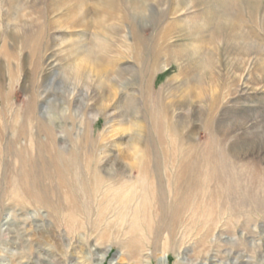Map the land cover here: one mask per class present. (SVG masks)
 Listing matches in <instances>:
<instances>
[{
  "label": "rangeland",
  "instance_id": "374dc122",
  "mask_svg": "<svg viewBox=\"0 0 264 264\" xmlns=\"http://www.w3.org/2000/svg\"><path fill=\"white\" fill-rule=\"evenodd\" d=\"M110 3L0 0V264H264V0Z\"/></svg>",
  "mask_w": 264,
  "mask_h": 264
},
{
  "label": "bare ground",
  "instance_id": "6f19581e",
  "mask_svg": "<svg viewBox=\"0 0 264 264\" xmlns=\"http://www.w3.org/2000/svg\"><path fill=\"white\" fill-rule=\"evenodd\" d=\"M106 1V4H111V0H105ZM253 1L254 0H246V3H247V11H248V14H253L255 15V8L253 6ZM245 5V4H244ZM241 6L242 10H244L243 6ZM110 13V12H109ZM242 37H245L244 35L241 34ZM90 53V54H89ZM89 53H87L86 57L88 59V62L90 65V67H87L86 69H88L87 72H84V70H81L83 68H81V65L80 67L78 68H75V71L72 73V76H74V78L76 80L79 81H82V80H87V77H93V76H97V78H107L108 77V73H109V67H110V63L107 62V58L109 57V54H110V50L106 47V44L105 45H101V47L99 46L97 49L93 50V51H90ZM101 61L102 63H105V65L107 66V63H108V67L104 66L102 67V65L100 64ZM98 64H100V66L102 68H99ZM89 82V81H88ZM157 118H158V115L155 116L154 118V122L151 124L152 126V130L157 133L158 132V126H159V122L157 121ZM21 132V131H20ZM143 132L142 131V127L141 128H138L137 129V132H136V138H134L133 140L135 141L134 143L136 144H139L140 141H139V134ZM19 135H16L15 138L11 140V145L15 144L14 146H16V143H17V139ZM51 138V137H50ZM21 146V145H20ZM66 164L64 163H61L60 164V169H58V178H59V181L61 183H63L65 180H67L66 176L67 175V171L71 170L72 168L75 169L77 172L76 174L78 175V180H79V183L80 185H82V188H81V191L83 192L84 195H86L87 197H91L93 196V192L95 191L94 195L97 194V193H100L101 189L103 188L104 190L106 189H109L108 191L111 192L113 188H110L109 185H108V180H104L102 181L97 175L96 173L94 174V177H85L82 173V168H83V164H84V159L82 158L80 160V157L78 155H74L72 156V159L70 160H66ZM90 167H93L96 165V163L92 160L89 161V164H88ZM144 167H146L145 163L142 164ZM74 171V170H73ZM79 171V173H78ZM66 173V174H65ZM72 175V174H71ZM88 179V180H87ZM85 181H87L88 185L85 184ZM92 183V184H90ZM92 194V195H91ZM134 192L132 191V200L130 201V203L133 201L134 199ZM75 206V204H74ZM137 206V204H136ZM134 228L130 229L131 233H134L133 232ZM103 259V256H100L99 257V262L102 261ZM133 259L137 260L138 258L137 257H134ZM143 262L145 264L148 263V260H143Z\"/></svg>",
  "mask_w": 264,
  "mask_h": 264
}]
</instances>
